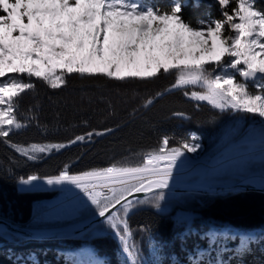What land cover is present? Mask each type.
<instances>
[{
  "label": "trees",
  "instance_id": "16d2710c",
  "mask_svg": "<svg viewBox=\"0 0 264 264\" xmlns=\"http://www.w3.org/2000/svg\"><path fill=\"white\" fill-rule=\"evenodd\" d=\"M142 1L162 10L173 2ZM182 3V18L193 26L199 20L221 16L217 0H182ZM255 5L264 10V0H255ZM66 80L65 85L53 89L33 78L36 87L23 95L18 108V117L26 127L16 130L11 142L24 147L68 144L88 132L110 131L60 150L38 153L35 160L0 143V218L24 225L30 220L33 201L56 196L57 193L20 192L17 183L28 176H56L65 165L72 173L113 163L135 165L146 152L157 148L165 136L170 147L199 144L195 153H187L205 162L221 148L242 140L240 135L248 126L261 122L254 114L221 112L192 102L183 95V90L164 94L174 82L172 74L161 73L147 81H117L73 73ZM250 90H254L251 85ZM149 99L151 104H147ZM235 125L239 129L233 137L223 140V135ZM251 159L255 160H247L243 172L232 179L264 174V157L256 154ZM217 180L210 183L223 181ZM152 196L148 195L147 202L136 204L126 218L131 231L129 244L138 250L142 264H194L198 260L204 264H213L214 260H222L223 264H259L255 261L257 257L264 258V192H165L160 208L154 206ZM97 212L96 209L82 212L73 222ZM67 224L29 222L31 227ZM261 237L258 244L249 248L250 240ZM242 242H247L246 248ZM243 248L246 254L238 255ZM0 251V264H130L121 240L105 219L77 239L33 240L0 231ZM225 253L234 255L233 262Z\"/></svg>",
  "mask_w": 264,
  "mask_h": 264
},
{
  "label": "snow or ice",
  "instance_id": "6c2138e0",
  "mask_svg": "<svg viewBox=\"0 0 264 264\" xmlns=\"http://www.w3.org/2000/svg\"><path fill=\"white\" fill-rule=\"evenodd\" d=\"M217 2L220 18L202 19L193 26L182 18V0H173L167 10L142 0H0V143L35 160L38 153L110 131L88 132L68 144L24 147L11 142V135L26 127L18 108L23 95L36 87L33 78L56 89L73 73L117 81L172 74L174 82L166 91L180 89L190 100L221 112L264 118V10L255 0ZM151 103L149 99L147 104ZM169 145V138L163 137L135 165L113 163L77 173L65 165L58 175L47 177V183L67 182L79 189L115 230L130 264H142L138 250L129 244L126 218L136 204L148 201L149 193L160 208L178 161L185 152L200 148ZM36 179L31 175L21 183ZM138 193L145 194L144 200L132 199ZM242 243L246 248L247 242Z\"/></svg>",
  "mask_w": 264,
  "mask_h": 264
},
{
  "label": "water",
  "instance_id": "95a60500",
  "mask_svg": "<svg viewBox=\"0 0 264 264\" xmlns=\"http://www.w3.org/2000/svg\"><path fill=\"white\" fill-rule=\"evenodd\" d=\"M180 89H175L172 91H165L164 94L171 93ZM190 100L189 98H187ZM193 102H198L195 100H190ZM202 104L208 105L206 102H200ZM210 106V105H209ZM264 123V121L262 122ZM258 140H250V141H242L238 142L232 146L225 147L214 154L207 162L201 163V171L197 178L186 181V180H178L172 179L170 182V186L168 189H165V192L172 193H200V194H221L227 192H240L245 190H255L264 192V187L260 186L257 180L264 179V174L261 175H251L247 177H243L238 181L231 183H224L220 185H211L204 181V173L210 168L213 160L219 155L228 152L232 148L245 144V143H257ZM185 155H187L185 153ZM188 156V155H187ZM189 157V156H188ZM190 158V157H189ZM192 159V158H191ZM199 164L198 161L192 159ZM44 180V179H41ZM34 192V191H29ZM149 193L148 195H150ZM138 197L139 199L145 197L144 193L134 194L132 199ZM106 219L105 217H100L98 213L94 216L86 219L85 221L78 222L72 225L63 226V227H43V228H33L27 227L23 225H19L16 223H12L7 221L6 219L0 218V230H6L10 233H13L18 236L25 237L27 239H77L85 232L92 229L95 225L100 223L102 220ZM129 239V237H128ZM126 254V253H125ZM127 255V254H126ZM128 257V256H127Z\"/></svg>",
  "mask_w": 264,
  "mask_h": 264
},
{
  "label": "rangeland",
  "instance_id": "374dc122",
  "mask_svg": "<svg viewBox=\"0 0 264 264\" xmlns=\"http://www.w3.org/2000/svg\"><path fill=\"white\" fill-rule=\"evenodd\" d=\"M261 120L264 121V118H261ZM236 129L237 130L239 129L238 125H235L233 128L229 129L223 135V140L226 141L228 138L233 137V134L236 133ZM240 137L242 138V140L238 142L250 141V140H258V142L257 143H245V144L238 145L232 148L231 150H229L228 152H225L219 155L218 157H216L215 160L211 164L212 166L208 168L204 173L205 182L207 183H210L211 181L218 182L219 180H217V178L223 179V181L220 180L219 184L238 181L244 176L236 180L232 179V177L236 176V174L238 173L243 172L242 169L244 170V168H246V166L248 165L247 160H252V161L255 160L251 158H253L254 155L256 154L260 155L261 157H264V125L250 126L240 135ZM200 162L202 163L203 161H200ZM200 170H201V165L199 163V165L195 169L191 170L190 172H187L184 174L173 175V179L190 181V180L197 178V176L200 173ZM227 176H229L230 179L228 178L226 179L225 177ZM259 180H262V181L259 182ZM259 180H258L259 184L264 186V180L263 179H259ZM53 192L57 193L56 196L54 197L55 199L58 198L61 194L60 190H55ZM95 209H96L95 206L92 205L91 202L89 201L87 204L80 207L77 211L73 212L70 216L66 218L37 219L35 217H32V221L33 222H43V221L44 222H58V223H68V224L71 223L72 224L74 223L73 220L75 218L80 217L82 212H87V211L95 210ZM255 261L256 263L264 264V258L261 256L257 257ZM235 262H237V260H235Z\"/></svg>",
  "mask_w": 264,
  "mask_h": 264
},
{
  "label": "bare ground",
  "instance_id": "6f19581e",
  "mask_svg": "<svg viewBox=\"0 0 264 264\" xmlns=\"http://www.w3.org/2000/svg\"><path fill=\"white\" fill-rule=\"evenodd\" d=\"M196 164L191 158L184 154L178 161V166L173 175L184 174L195 169ZM22 191L35 190H60L61 194L53 200H45L34 204L33 216L37 219H58L66 218L80 207L89 202L86 196L74 185L68 184H48L46 180H35L29 184H19Z\"/></svg>",
  "mask_w": 264,
  "mask_h": 264
}]
</instances>
